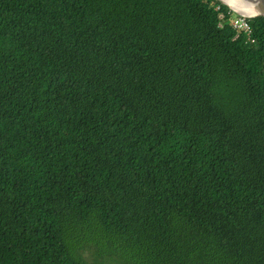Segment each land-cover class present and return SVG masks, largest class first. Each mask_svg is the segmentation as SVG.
Listing matches in <instances>:
<instances>
[{"label": "trees", "instance_id": "16d2710c", "mask_svg": "<svg viewBox=\"0 0 264 264\" xmlns=\"http://www.w3.org/2000/svg\"><path fill=\"white\" fill-rule=\"evenodd\" d=\"M230 13L0 0V264H264V17Z\"/></svg>", "mask_w": 264, "mask_h": 264}, {"label": "bare ground", "instance_id": "6f19581e", "mask_svg": "<svg viewBox=\"0 0 264 264\" xmlns=\"http://www.w3.org/2000/svg\"><path fill=\"white\" fill-rule=\"evenodd\" d=\"M228 6L235 8L245 15H253L257 13L256 3L257 0H223Z\"/></svg>", "mask_w": 264, "mask_h": 264}, {"label": "built area", "instance_id": "2783aa9c", "mask_svg": "<svg viewBox=\"0 0 264 264\" xmlns=\"http://www.w3.org/2000/svg\"><path fill=\"white\" fill-rule=\"evenodd\" d=\"M231 25L234 29L245 32L248 36L250 34L251 27L248 19L245 15H237L231 19Z\"/></svg>", "mask_w": 264, "mask_h": 264}, {"label": "water", "instance_id": "95a60500", "mask_svg": "<svg viewBox=\"0 0 264 264\" xmlns=\"http://www.w3.org/2000/svg\"><path fill=\"white\" fill-rule=\"evenodd\" d=\"M224 5H228V4H224ZM255 5H256V9H257V14L256 15H250V16H253V17L262 16V17H264V0H257V3ZM232 9L235 10V8H232ZM235 12L243 14L241 12H238L237 10H235ZM243 15H245V14H243ZM246 16H249V15H246Z\"/></svg>", "mask_w": 264, "mask_h": 264}, {"label": "clouds", "instance_id": "9594fccd", "mask_svg": "<svg viewBox=\"0 0 264 264\" xmlns=\"http://www.w3.org/2000/svg\"><path fill=\"white\" fill-rule=\"evenodd\" d=\"M222 4H223V3H222ZM226 6H228V5H226ZM228 8H229L230 11H231V13H230V14H231V17H230V20H229V23H230V24H231V19H232L233 17H235V16H233V13H235L236 16H237V15H238V16H239V15H243V14H240V13H236L235 10H233V9H232L231 7H229V6H228ZM216 9H218V8H216ZM227 13H228V12H227ZM256 14H257V13H253V15H256ZM245 16H246V15H245ZM219 17L221 18V17H223V16L220 15ZM246 17H247V19H249V17H251V16H246ZM252 17H253V16H252ZM248 22H249V21H248ZM249 24H250V23H249ZM231 26H232V25H231Z\"/></svg>", "mask_w": 264, "mask_h": 264}, {"label": "rangeland", "instance_id": "374dc122", "mask_svg": "<svg viewBox=\"0 0 264 264\" xmlns=\"http://www.w3.org/2000/svg\"><path fill=\"white\" fill-rule=\"evenodd\" d=\"M217 1H219V2H221V3H224V4H227V3H225L223 0H217ZM229 7H231V6H229ZM231 8H233V7H231ZM236 10V9H235ZM238 11V10H237ZM238 12H240V11H238ZM242 13V12H241ZM233 16H236V14L235 13H233Z\"/></svg>", "mask_w": 264, "mask_h": 264}]
</instances>
